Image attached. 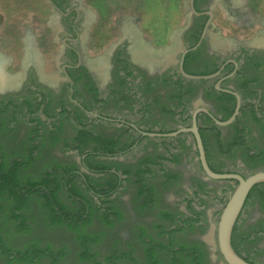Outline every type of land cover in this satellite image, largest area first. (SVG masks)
Returning <instances> with one entry per match:
<instances>
[{"label": "flooded vegetation", "instance_id": "af4514ba", "mask_svg": "<svg viewBox=\"0 0 264 264\" xmlns=\"http://www.w3.org/2000/svg\"><path fill=\"white\" fill-rule=\"evenodd\" d=\"M44 2L49 10L45 24L60 44L48 68L39 44L26 31L24 23L21 25L23 55L16 60L7 54L6 50L15 42L16 0L8 6L0 3V64L7 76L4 77L7 81L0 86V138L13 139L17 126L23 124L27 133L20 137L30 142L25 152L17 156L8 155L0 145V215L5 194L11 195L13 203L6 220L13 225V230L6 229L7 222L0 216V264H71L65 261L67 250L62 246L53 248L37 240L23 247L15 243L16 234L30 233L32 223L24 211L33 193L42 194L47 206L56 208L51 189L57 184L51 185L46 177L41 182L33 180L28 171L32 169L31 162L48 145L56 144L66 131L71 130L72 138L64 141L63 148L66 153L79 154L81 164L68 172L80 175L92 172L86 158L127 160L145 142L153 141L161 151L157 160L161 171L172 173L178 156L185 154L193 179L201 180L208 187L218 180L205 176L195 136L184 130L192 126L194 116L208 165L223 172L243 174L236 163L233 167L215 166L209 146L213 140L222 155L249 149L253 162H264V23L255 29L256 21L263 14L264 2L246 0L250 3L246 8L241 0H192L191 3L187 0L186 23L173 30L166 44L153 45L136 24L128 22L117 42L92 57L87 56L85 45L95 21L94 14L78 0ZM219 10L236 24L242 22L253 29V36L238 39L223 34L218 22ZM140 45L147 50L135 60L132 49ZM40 67L45 77L41 76ZM17 74L19 78L15 77ZM237 96L238 112L230 122L221 124L233 115ZM229 127L233 128L232 139L228 135ZM225 142L228 144L223 147ZM258 170H264V166L253 172ZM83 180L87 181L85 176ZM225 182L233 186L231 181ZM259 184L254 191L260 194ZM86 186L89 192L95 193L88 183ZM226 186L221 188L222 193ZM193 190H187L190 196ZM226 193L228 196L229 191ZM220 197L215 200L223 207ZM252 197L249 192L234 225L236 243L245 236L241 222ZM182 203L184 210H165L179 214L161 216L168 227L158 226L157 233L138 226L136 236L142 250L138 253L134 247L124 250L121 257L115 256L117 263L227 264L217 246L218 218L207 215L204 208V220L194 226L200 228V233L194 240H187L183 237L184 229H178L189 215L187 200L184 198ZM192 204L197 210L203 208L197 200ZM63 217L53 218L63 220ZM67 218L77 225L88 221L86 215ZM211 228L212 242L206 239ZM249 234L250 240L264 235V226L250 229ZM79 239V262L81 259L90 264H103L93 250L96 239L90 235ZM239 249L253 264H264V258H258L260 248L253 247L246 252H242V247Z\"/></svg>", "mask_w": 264, "mask_h": 264}, {"label": "rangeland", "instance_id": "374dc122", "mask_svg": "<svg viewBox=\"0 0 264 264\" xmlns=\"http://www.w3.org/2000/svg\"><path fill=\"white\" fill-rule=\"evenodd\" d=\"M5 2V6L11 4L14 0H0ZM80 5L88 9L95 16V21L90 26L89 37L86 42L87 56L92 57L100 54L101 51L108 49L112 44L117 42L126 30L125 23L133 22L143 32L145 39L150 40L153 45H164L168 42V38L173 30H176L186 23L187 19V0H78ZM243 6L248 8L250 3L241 0ZM264 2V0H260ZM0 2V3H1ZM2 8V6L0 5ZM16 15L18 16L15 42L12 48L6 50L7 54L14 56L16 60L23 55L24 45L21 36V25L27 26L26 31L30 32L39 44V50L45 66L51 65L53 54L60 48L58 41L54 39L52 30L45 24L46 14L49 12L44 0H16ZM10 10V6L7 11ZM6 11V12H7ZM218 22L222 26L223 34L235 36L238 39H248L253 36L254 30L249 26H245L242 22L238 25L235 21L226 17L224 12L219 10ZM88 12V14H90ZM261 18L256 21L255 29L262 27L264 23V7ZM8 13V12H7ZM12 14V11L10 12ZM91 15V14H90ZM21 17V19H19ZM123 28V29H122ZM126 32V31H124ZM4 59L5 57L1 55ZM24 62V61H23ZM42 77L45 73L39 68ZM15 77L19 78V74ZM101 131L112 132L111 129L99 128ZM229 138H233V128L227 129ZM27 133V128L23 124L17 126L15 137L12 139L0 138L2 149L10 156L18 155L25 152L26 146L30 142H26L25 138L20 137ZM71 130L66 131L63 137L59 138L56 144L48 145L45 150L33 160L30 164L31 170L28 174L33 180L43 181L46 177L48 183L57 184L51 189L54 194L55 207L47 206L46 199L40 193H33L28 206L25 208V214L31 220L32 227L28 234H16L15 243L17 247H23L30 242L37 240L42 243H48L53 248L62 246L67 250L65 261L71 264H90V262L80 259V236L90 235L96 239L93 250L98 261L107 263L112 256L121 257V253L130 247L137 249V253L142 250V244L136 236L137 227L146 226L151 232L157 233L160 229L158 226L168 225L162 221V212L165 210L180 209L184 210L182 200L190 196L187 190H193L190 185L194 183L192 171H188L191 166L185 154H180L177 158L176 165L171 169V174H176L175 180L164 183L163 171L157 164V160L161 155V151L157 149L156 142H145L142 148L131 153L128 159L108 160L101 158H89L91 163L106 162L108 164L118 163L122 168L129 169L132 173L128 176L120 175L121 185L107 201H102L97 196L88 191L83 181V176L77 173L69 172L65 174L62 168L67 171L77 167L80 164L79 154H69L63 148L64 141L71 140ZM223 143V147L227 145ZM211 151L213 152V162L216 167H233L239 164V170L244 175L253 173L260 166H264V162H250L245 157V152L238 151L231 154H220V148L214 140L209 142ZM185 153V151H183ZM16 155V156H17ZM142 162L148 163L147 168L150 171L146 179L147 187L153 188V198L138 196L139 185L136 183L134 172ZM195 166V165H194ZM48 172V174H47ZM82 174V173H81ZM93 185H107L111 180L108 174L86 172ZM67 184H69L67 186ZM231 183L225 181H215L210 183L208 188L212 189L206 199V213L209 216L218 218L222 206L215 200L222 196V187H233ZM57 189V190H56ZM186 194V195H185ZM228 194V193H226ZM10 194L4 195L3 210L1 212V220L7 222L9 210L12 203ZM81 196V197H80ZM82 196L89 202L90 207L86 209L85 215L88 216L86 223L76 224L68 221V216H79L82 212V206H86L82 202ZM251 201L247 205V210L241 222L244 233H249L250 229L264 226V188L259 194L257 191L252 193ZM154 201V202H153ZM153 202V203H152ZM113 207L116 214L105 215V210ZM63 215L64 219H54V216ZM7 230H13V225L7 222ZM187 240H194L200 233V228L186 227L184 229ZM206 239L213 241L212 228ZM253 247H258L260 259L264 258V235L256 236L251 242H247L242 248V252L249 251ZM123 261H120L122 263ZM124 263V262H123Z\"/></svg>", "mask_w": 264, "mask_h": 264}, {"label": "trees", "instance_id": "16d2710c", "mask_svg": "<svg viewBox=\"0 0 264 264\" xmlns=\"http://www.w3.org/2000/svg\"><path fill=\"white\" fill-rule=\"evenodd\" d=\"M113 143V142H112ZM80 152H83V149L80 150ZM245 157L248 159V161L253 162V156L249 153V149H246L245 152ZM162 159V158H161ZM86 160H89L88 158H86ZM177 160V159H176ZM91 163V162H90ZM148 163L146 162H142L139 167L136 168V171L134 172V176L136 178V183L137 185L141 186L139 187L138 190V196H144V194H146V198H153V188L152 187H147L146 185V179L147 176L149 175V170L147 168ZM88 167H90L89 169L92 170V172L94 173H103V174H108L111 177V180L108 182L107 185H93L92 182L90 180H88V176L84 175L86 180H83L85 185L88 183L93 190H95V195L101 199L102 201H107V199L109 198V196H111V194H113L115 191H117V189L119 188V186L121 185V179H120V175L117 173V171H121V175H126L128 176L130 173H132L129 169H124L122 168L118 163L116 164H108L106 162H101V163H91V164H87ZM210 168L213 171L216 172H223L220 169H216L214 167H212L211 165H209ZM261 167V166H260ZM111 169H114V171H111ZM201 170V168H200ZM65 174H69V172L66 170ZM242 176H246L244 174H242ZM177 177L176 174H171L169 172H163V178H164V183L170 182L172 180H175V178ZM69 184H67L68 186ZM261 185V190L262 188H264V184H259ZM192 188H194L193 190V194L191 196H187L185 197V200H187V210H188V217L183 221L182 226L179 227L178 229H185L186 226H189L191 228H194L195 223L197 221H202L204 220V208L206 207V199L205 197H208L209 192L212 190L208 187H206L205 183H203L201 180H194V183L191 185ZM257 184L251 189L250 194H252V192L257 188ZM233 190V187H228L226 189H224L223 191V195L220 197V201L222 202V205L224 206L226 200H227V194L226 191L231 192ZM15 193V192H14ZM81 197V196H80ZM82 202H85L86 206H82V212L79 213V218L82 217L83 215H85L86 209L88 207H90L89 202H87L86 198L82 196ZM199 201V206H202L203 208L201 210H197L194 208L192 202L194 201ZM54 208V207H52ZM116 214L115 211H113V207L111 206L108 210H105V215H112V214ZM175 214H179V213H171L169 211H165L162 212V215H175ZM243 235L244 238H241L239 243L235 242V238H236V233H235V227L233 228L232 231V236H231V242H232V246L235 249V251L240 255V249L239 247H244L245 244L247 242H251L252 240H250L249 238V233H244ZM243 257V256H242ZM245 260L249 261L247 258L243 257ZM108 263L110 264H118L116 257L112 256V258H109L107 260ZM250 263H252L251 261H249ZM253 264V263H252Z\"/></svg>", "mask_w": 264, "mask_h": 264}, {"label": "water", "instance_id": "95a60500", "mask_svg": "<svg viewBox=\"0 0 264 264\" xmlns=\"http://www.w3.org/2000/svg\"><path fill=\"white\" fill-rule=\"evenodd\" d=\"M191 2L192 0H190V3ZM192 77L196 78L195 76ZM238 105H239V99L233 115L228 120L224 122H220L221 124H226L234 118V115L238 112ZM184 130L191 131L195 136L196 145L199 153V161L205 176L209 179H214L218 181H231L234 184L233 190L229 192L227 200L220 211L218 221L216 224L217 246L224 261L227 264H252L249 261L245 260L235 251V249L232 246L231 236L234 225L243 208L248 193L256 184L264 183V170H258L246 176H242L241 174L234 172L213 171L209 167L205 157L203 143L195 122V116L193 119L192 126ZM174 134L176 133H170L169 135H174ZM148 135H156V134L149 133Z\"/></svg>", "mask_w": 264, "mask_h": 264}, {"label": "bare ground", "instance_id": "6f19581e", "mask_svg": "<svg viewBox=\"0 0 264 264\" xmlns=\"http://www.w3.org/2000/svg\"><path fill=\"white\" fill-rule=\"evenodd\" d=\"M147 50V48H146V46H144V45H140V46H138L137 48H135L134 49V57L135 58H137V57H140V55H141V53L142 52H145ZM4 77H7L6 75H4V72H3V70H2V66H1V64H0V86H2L4 83H5V81H7V80H5L4 81Z\"/></svg>", "mask_w": 264, "mask_h": 264}, {"label": "crops", "instance_id": "0c3cea01", "mask_svg": "<svg viewBox=\"0 0 264 264\" xmlns=\"http://www.w3.org/2000/svg\"><path fill=\"white\" fill-rule=\"evenodd\" d=\"M133 50H134V48L132 49V54H133ZM134 57V56H133ZM135 60H139V59H136V58H134ZM140 60H143V59H140Z\"/></svg>", "mask_w": 264, "mask_h": 264}]
</instances>
